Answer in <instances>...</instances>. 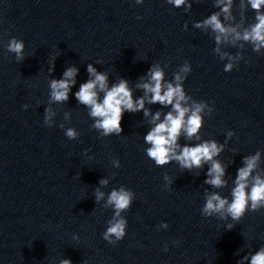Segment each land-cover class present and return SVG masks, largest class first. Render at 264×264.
<instances>
[{"label": "water", "instance_id": "95a60500", "mask_svg": "<svg viewBox=\"0 0 264 264\" xmlns=\"http://www.w3.org/2000/svg\"><path fill=\"white\" fill-rule=\"evenodd\" d=\"M212 3L197 0L185 14L165 0H145L141 6L133 0H0V264H58L60 258L72 264H236L245 254L237 256L240 249L264 245V210L246 214L225 230V222L200 213L203 172H181L174 163L153 165L143 151L148 126L142 113L124 115L122 136L100 139L90 129L86 110L70 97L66 104L53 105L56 126L43 123L52 55L59 56L51 78H61L76 65L78 85L87 80V63L98 59L103 61L94 65L98 71L133 86L151 63L169 64L170 80L188 60L187 94L215 105L202 137L223 143L227 130L235 133L220 157L225 163L235 159L228 169L234 176L244 155L264 150V53L247 45L224 46L244 57L225 73L226 61L214 55L212 38L192 28L215 11ZM233 11L238 19V0ZM246 15L251 22L255 14L249 10ZM12 37L25 42L23 63L3 48ZM25 103L32 105L27 111ZM66 111L72 113L70 122L63 121ZM62 122L76 128L78 141L64 136ZM84 149H91L88 156L94 159L85 157ZM113 158L120 160L119 169L112 167ZM113 173L104 191L124 186L135 193L123 213L127 234L116 245L102 239L112 210L96 205L92 195L99 179ZM164 174L173 180L167 189ZM229 192L223 189L221 195ZM162 221L167 231H157ZM74 233L79 241L71 239Z\"/></svg>", "mask_w": 264, "mask_h": 264}, {"label": "clouds", "instance_id": "9594fccd", "mask_svg": "<svg viewBox=\"0 0 264 264\" xmlns=\"http://www.w3.org/2000/svg\"><path fill=\"white\" fill-rule=\"evenodd\" d=\"M134 5L141 6L145 0H133ZM175 9H183L185 14L191 12L197 0H165ZM237 0H213L212 11L199 21L192 23V28L209 35L214 42V55L224 63L223 71L230 73L244 59L242 52L235 55L224 50V46L233 49H243L246 45L252 51L264 53V0H238L239 14H234ZM251 10L254 17L248 22L246 13ZM141 17L137 16V20ZM185 31L189 25H183ZM3 48L7 54L14 55L15 62L20 64L26 59L25 42L16 37L10 38ZM59 55H52L48 60L47 80L48 100L44 107L43 123L46 127L56 126L57 111L53 105H62L74 97L77 105L86 110L92 121L90 129L98 133V138L122 136L121 122L124 115L142 113V120L147 124V131L143 135V151L153 165L163 168L175 164L181 172L192 173L194 170L203 172L205 179L204 203L200 213L204 218H217L225 222V230H232L236 224L248 213H257L264 210V150L258 149L254 154L244 155L240 167L235 175H229L228 169L235 163L232 159L225 163L220 159L228 142L235 135L233 130L224 133L223 143L214 138L204 139L201 135L205 118L211 117L215 105L209 101H197L188 95L184 84L192 72V66L185 60L173 73L172 78H166V69L169 64L160 62L151 63L147 72L134 83L120 77L110 80L107 71H98L94 65H100L102 60H96L86 65L87 80L79 82L80 69L76 65L67 67L61 78H51L55 70V61ZM78 85V89H73ZM141 93L136 95V93ZM159 106L153 111V106ZM32 105L25 103L22 109L27 111ZM72 113L64 112L63 121L70 122ZM59 124L64 136L69 141H78L80 133L74 127L65 128V123ZM91 149H84L83 155L88 159ZM236 153V150H232ZM112 167L119 169V159L111 160ZM206 169V171H205ZM115 173L111 177H102L98 181L92 195L96 205L103 209H111L112 216L107 221L106 230L102 239L111 245L122 241L127 232L128 221L123 213L127 212L134 200L135 193L124 186L112 188L106 192ZM165 189L169 188L173 180L168 174L163 176ZM207 186V187H205ZM230 188L228 196H222L221 190ZM167 222H161L157 231H167ZM71 239L79 241L78 234ZM178 244L179 241H173ZM169 245L163 246L167 252ZM245 253L240 256V253ZM240 258L236 264H264V245L246 252L240 249L237 253ZM58 264H72L70 258H60Z\"/></svg>", "mask_w": 264, "mask_h": 264}]
</instances>
